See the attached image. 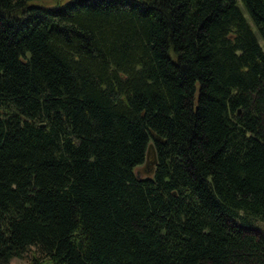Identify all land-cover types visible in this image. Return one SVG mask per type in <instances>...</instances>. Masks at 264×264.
<instances>
[{"label":"trees","instance_id":"trees-1","mask_svg":"<svg viewBox=\"0 0 264 264\" xmlns=\"http://www.w3.org/2000/svg\"><path fill=\"white\" fill-rule=\"evenodd\" d=\"M36 1L0 0V264H264V0Z\"/></svg>","mask_w":264,"mask_h":264},{"label":"rangeland","instance_id":"rangeland-1","mask_svg":"<svg viewBox=\"0 0 264 264\" xmlns=\"http://www.w3.org/2000/svg\"><path fill=\"white\" fill-rule=\"evenodd\" d=\"M67 1L68 0H37L35 3L40 4L42 6H45V7H51L57 2L65 3ZM239 6L243 10L245 16L248 17L243 6L240 3H239ZM262 48L264 51V45L263 44H262ZM153 167H154V157H153V154L150 153L147 156L145 163L142 166L135 169V173H136V175L139 176V178L149 177L153 173ZM260 227L263 228L262 225ZM10 264H28V263H27V260L13 259L10 262Z\"/></svg>","mask_w":264,"mask_h":264},{"label":"water","instance_id":"water-1","mask_svg":"<svg viewBox=\"0 0 264 264\" xmlns=\"http://www.w3.org/2000/svg\"><path fill=\"white\" fill-rule=\"evenodd\" d=\"M150 154V148L148 149V152H147V156ZM138 178H139V176L138 175H136Z\"/></svg>","mask_w":264,"mask_h":264}]
</instances>
